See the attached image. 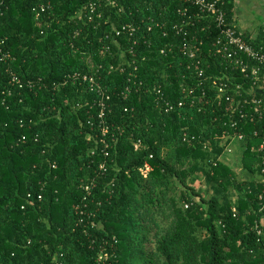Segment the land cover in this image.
I'll return each mask as SVG.
<instances>
[{
  "label": "trees",
  "instance_id": "16d2710c",
  "mask_svg": "<svg viewBox=\"0 0 264 264\" xmlns=\"http://www.w3.org/2000/svg\"><path fill=\"white\" fill-rule=\"evenodd\" d=\"M88 1L0 0V38L7 39L5 50L11 54L0 62V264H264V236L255 228L260 223L264 229V186L255 181L262 173L258 148L264 114L240 123L248 137L240 165L252 176L242 181L230 161L205 149L206 143L217 148L225 131L236 132L230 114H223L227 104L201 111L192 99L183 107L178 104L184 84L196 90L198 66L181 52L184 34L173 26L185 20L181 9L195 13V5L188 0H120L123 12L111 11L113 21L103 31L129 23L143 30L133 37L123 34L119 46L107 40L112 55L93 56L98 67L102 64L95 73L111 96L105 117L115 127L106 136L112 146L109 157L98 138L87 139L88 133H98L100 113L94 103L98 96L89 87L31 90L11 82L9 69L25 85L31 79L56 83L87 70V55L70 45L79 27L70 18ZM40 3L51 8L38 20ZM218 5L227 25L234 24V0H219ZM234 28L252 45L264 46V28L256 36ZM189 31L204 42L200 68L207 77L231 74L251 86L246 73L233 71L229 60L215 56L220 29L213 18ZM93 36L91 43L98 45ZM121 53L137 62L136 77L130 74L135 65L127 64L126 73L110 69L120 63ZM243 57L252 76L255 63ZM129 79L143 85H133L126 98L121 93ZM155 84L175 104L169 113L150 90ZM24 136L27 143H18ZM140 139L143 146L136 150ZM145 165L152 167L147 177L141 171ZM201 173L214 196L194 187ZM91 178L99 186L81 222V185Z\"/></svg>",
  "mask_w": 264,
  "mask_h": 264
},
{
  "label": "built area",
  "instance_id": "2783aa9c",
  "mask_svg": "<svg viewBox=\"0 0 264 264\" xmlns=\"http://www.w3.org/2000/svg\"><path fill=\"white\" fill-rule=\"evenodd\" d=\"M219 1V0H218ZM218 1H209V0H188L198 8V11L190 14L189 7L180 10V15L185 18L182 23L175 24L173 29L177 31L178 34L182 36L184 34L183 44L180 45V50L184 56H187L189 59L195 60L198 68H196L197 76V88L195 90L192 86L183 85V97L179 101V106L183 107L186 104V99H192V105H197L199 110L209 106H217L220 110L224 107V104H227V107L224 108L223 114H230L231 119V128L235 129L236 132L230 134L229 131H225L224 134L220 137L221 142L217 148H213L209 143H206L205 149L209 150L211 154H218L219 158H223L226 161H229V156L235 154L234 145L240 143L245 145L247 143L248 137L245 133L239 130L241 127L240 123H249L256 121V116L262 117L264 114V46L256 47L249 43L243 35L237 33L234 28V24L227 25L226 22V13L219 7ZM120 0H91L88 1L78 9L75 15L71 16V20L78 22V28L72 33V42L70 43L71 47L76 50V52H83L87 55V65L88 68L85 71H78L74 73L67 74L64 79L56 83H47L43 79L34 80L31 79L27 82V85L24 84L22 79L17 75L13 69H9L11 82L18 84L21 87H29L31 90H41L44 87H51L59 89L61 87H66L68 85L73 86H86L89 87L91 93H96L95 104L100 108L99 113V130L97 134L90 132L87 134V139L91 140L94 137L99 139V143L103 144V154L105 157H109L110 151L109 148L112 147L108 142L106 136L111 133L112 130H115V127H111L107 124L105 117L109 110V100L111 99L110 94L104 90L100 79L101 76L95 73V70L99 73V69L102 67V64L98 65L93 60V56L103 53H109L112 55V46L106 44L107 40H111L114 44L119 46V38L123 34H128L129 37H133L135 32L140 29L143 30L142 25L138 26L136 23L124 24L121 27L113 26V29L110 31H103L105 25L112 23V13L111 11L117 10L118 15L123 12V9L119 7ZM0 2V11H1ZM51 8L50 4L40 3L36 8V17L38 20L43 18L44 14ZM213 18L220 29V34L218 39L214 44V47H217L215 50V56L223 57L230 62L231 69L242 70L246 73V78H251L252 84L249 88L245 87V84H241L235 80L233 75L224 74L222 76L216 77H207L205 75L204 68L202 66V45L204 42L197 36H193L189 31V27H195L197 22L202 21L203 19ZM143 22H145L143 20ZM49 27V26H48ZM152 30V26L149 27L148 31ZM45 30H42L44 34ZM100 32H104L100 34ZM92 33L93 37L99 40V44H92ZM167 35V33H165ZM81 40V45L77 47V43ZM92 44V45H91ZM7 45V39L0 38V62H5L11 59L10 52L5 50ZM92 48L89 50H84V47ZM82 47V48H81ZM96 47V51H95ZM133 55L137 54L134 47L130 48ZM162 53L166 55V49L162 50ZM243 56H246L249 60H252L255 63V66L252 71V76L249 74V63L244 59ZM128 65H135L133 71L130 74L134 77L137 76L136 72L139 71V66L136 61L130 62L129 58H126L125 53H121V61L118 65L111 64L110 69L114 71H119L121 73H126ZM88 69L93 70L90 74ZM99 77V78H97ZM129 84L122 90V93L126 98L133 89V85H143V82H133L129 79ZM209 83L210 85H207ZM86 84V85H85ZM151 87V86H150ZM197 89L202 91L200 94H197ZM150 90L155 92L159 99L160 105L165 108V112L169 113L175 108V104L166 100L164 93L161 90L160 85H153ZM196 91V92H195ZM177 104V105H178ZM82 106V104H79ZM218 109V110H219ZM113 128V129H112ZM259 132H256L254 136H257ZM113 141H115V135H112ZM262 140L258 151L262 154V173L257 177L256 182L264 186V132L262 133ZM18 143H27L26 136L22 137ZM143 146L142 140L135 142L136 150H140ZM218 150V151H217ZM92 155L97 153V150L93 148L90 152ZM53 168H56V164L53 165ZM102 170L105 171L106 163L101 165ZM152 170L150 165H145L142 168V173L147 177L148 173ZM98 180L96 178H91L82 183L81 189L85 193L83 203L77 206V213L81 215V222H84L85 215L87 211L85 208L89 206V201L93 199V195L98 188ZM32 198V194L29 195ZM39 200H43V195L39 196ZM260 200H264V191L260 194ZM186 207H189L186 205ZM236 213L237 210L234 209ZM91 216V215H90ZM255 228L258 229V233L264 236V229L260 227V223L255 225ZM264 240V238L262 239Z\"/></svg>",
  "mask_w": 264,
  "mask_h": 264
},
{
  "label": "crops",
  "instance_id": "0c3cea01",
  "mask_svg": "<svg viewBox=\"0 0 264 264\" xmlns=\"http://www.w3.org/2000/svg\"><path fill=\"white\" fill-rule=\"evenodd\" d=\"M234 4V24L244 32L252 34L253 36L258 35L261 28H264V20L261 19L262 16L264 17V0H234ZM234 147L235 153L237 152L241 155L243 152V144L241 145L239 143H236ZM236 159L237 157H235V161ZM240 170H242L241 166ZM244 174V178L240 177L242 181H250L252 179V176L250 177L246 173ZM257 176L258 175H256L255 177V181L257 179Z\"/></svg>",
  "mask_w": 264,
  "mask_h": 264
},
{
  "label": "rangeland",
  "instance_id": "374dc122",
  "mask_svg": "<svg viewBox=\"0 0 264 264\" xmlns=\"http://www.w3.org/2000/svg\"><path fill=\"white\" fill-rule=\"evenodd\" d=\"M263 18L264 17L262 16L261 19L264 20ZM235 157H237L236 161H235ZM229 161H230L229 163H231L233 165V168H235L238 171L239 176L241 178H244L245 174L243 173L242 170H240L241 155L236 152L235 154L230 156V160ZM199 178H200L199 180H196L194 182V187L197 190L202 191V193L204 195H206L207 197L214 196L215 195V190H214L213 186L209 185L206 182V179L204 178V174L203 173L199 174Z\"/></svg>",
  "mask_w": 264,
  "mask_h": 264
}]
</instances>
